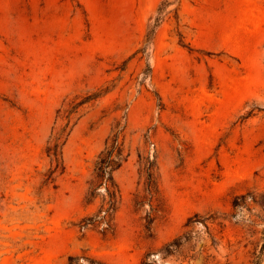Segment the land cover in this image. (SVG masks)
<instances>
[{
    "label": "rangeland",
    "instance_id": "rangeland-1",
    "mask_svg": "<svg viewBox=\"0 0 264 264\" xmlns=\"http://www.w3.org/2000/svg\"><path fill=\"white\" fill-rule=\"evenodd\" d=\"M262 19L264 0H0V264H264ZM113 139L110 227H83Z\"/></svg>",
    "mask_w": 264,
    "mask_h": 264
},
{
    "label": "trees",
    "instance_id": "trees-1",
    "mask_svg": "<svg viewBox=\"0 0 264 264\" xmlns=\"http://www.w3.org/2000/svg\"><path fill=\"white\" fill-rule=\"evenodd\" d=\"M123 161V149L119 144L118 139H113L112 143L99 154L98 160L95 167V173L97 179L101 184L106 185L107 197H105L103 201V205L101 206L98 213L90 218H85L83 220V227H88L89 225H93L97 221H105L107 223V227H110L111 214L116 209L117 204V196L118 189L115 184L113 172L118 169ZM147 186L149 191L152 193L153 188L155 186V181L153 180L152 173L149 174V179L147 182ZM180 247L179 242L175 241L171 244H168L164 248V255L172 254ZM264 250V245L263 248ZM88 264H104L101 261L96 259L87 258ZM69 264H82L80 262L79 257H70ZM253 264H261L260 261H255Z\"/></svg>",
    "mask_w": 264,
    "mask_h": 264
},
{
    "label": "crops",
    "instance_id": "crops-1",
    "mask_svg": "<svg viewBox=\"0 0 264 264\" xmlns=\"http://www.w3.org/2000/svg\"><path fill=\"white\" fill-rule=\"evenodd\" d=\"M259 24L261 25V27H263V25H264V20H263V19L260 20V21H259Z\"/></svg>",
    "mask_w": 264,
    "mask_h": 264
}]
</instances>
